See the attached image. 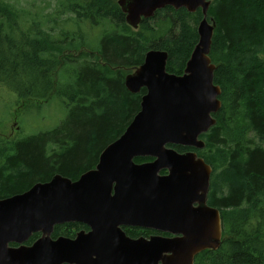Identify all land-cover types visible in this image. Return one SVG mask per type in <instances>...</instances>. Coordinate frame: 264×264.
Listing matches in <instances>:
<instances>
[{"label":"trees","instance_id":"trees-1","mask_svg":"<svg viewBox=\"0 0 264 264\" xmlns=\"http://www.w3.org/2000/svg\"><path fill=\"white\" fill-rule=\"evenodd\" d=\"M57 1L54 14L42 19L26 18L0 0V83L16 94L19 106L62 98L68 110L54 131L17 141L0 137V199L57 175L77 181L95 169L102 152L140 112L147 93H130L126 77L151 50L167 52V71L181 76L199 42L201 10L166 7L134 30L118 0ZM209 18L217 25L210 58L222 108L214 115L216 125L200 137L204 149L170 146L196 152L213 170L208 204L221 212L223 243L199 254L195 264H264V0H215ZM73 21L100 29L98 50L67 54L88 46L81 27L62 26ZM50 24L61 26L57 35ZM82 230L89 229L69 223L57 226L53 237L75 238ZM124 230L132 238L146 235Z\"/></svg>","mask_w":264,"mask_h":264},{"label":"water","instance_id":"water-1","mask_svg":"<svg viewBox=\"0 0 264 264\" xmlns=\"http://www.w3.org/2000/svg\"><path fill=\"white\" fill-rule=\"evenodd\" d=\"M213 1L118 0L134 30L166 7L201 10L199 42L181 76L167 71V52L151 50L126 77L130 93H147L140 112L102 152L95 169L77 181L57 175L0 199V264H195L199 254L221 247L222 215L208 204L212 168L196 152L170 148L204 149L200 137L216 125L214 115L222 108L210 58L217 27L209 18ZM136 158L152 161L136 163ZM69 223L89 230L75 238L53 237L57 226ZM124 228L172 237L135 239ZM35 234L41 236L27 245Z\"/></svg>","mask_w":264,"mask_h":264},{"label":"rangeland","instance_id":"rangeland-1","mask_svg":"<svg viewBox=\"0 0 264 264\" xmlns=\"http://www.w3.org/2000/svg\"><path fill=\"white\" fill-rule=\"evenodd\" d=\"M13 4L20 11H24L26 18L39 16L42 19L51 17L58 6L57 0H5ZM30 14V15H29ZM61 19V18H60ZM42 21V20H41ZM59 21V20H57ZM62 24V23H61ZM64 28L76 30L81 27L87 34V48L80 51L68 52L69 55H79L91 53L100 48L101 31L100 29H89L86 24H79L77 21L64 23ZM48 27H55L53 34L57 35L61 26L50 24ZM64 82V81H62ZM52 100V99H51ZM50 100V101H51ZM62 98H54L51 102H26L17 105L16 94L7 86L0 83V137L12 141L54 131L61 127L67 118L68 110L62 103Z\"/></svg>","mask_w":264,"mask_h":264},{"label":"flooded vegetation","instance_id":"flooded-vegetation-1","mask_svg":"<svg viewBox=\"0 0 264 264\" xmlns=\"http://www.w3.org/2000/svg\"><path fill=\"white\" fill-rule=\"evenodd\" d=\"M186 152H190V151H186ZM185 152V153H186ZM152 161V160H151ZM145 162H149V161H145ZM144 163V162H143ZM163 175H166L167 174V171H163L162 172ZM197 206V205H196ZM126 229V228H124ZM131 229H139L142 233H146V235H141V236H138L136 238H139V237H145V238H149L150 236H153V235H161V236H164V237H172V235L170 234H163V233H159V232H156V231H152V230H145V229H141V228H131ZM125 231V230H124ZM127 234V233H126ZM130 237V236H129ZM132 238V237H131ZM135 238V239H136Z\"/></svg>","mask_w":264,"mask_h":264},{"label":"bare ground","instance_id":"bare-ground-1","mask_svg":"<svg viewBox=\"0 0 264 264\" xmlns=\"http://www.w3.org/2000/svg\"><path fill=\"white\" fill-rule=\"evenodd\" d=\"M195 49V48H194ZM194 52V51H193ZM192 56V55H191ZM222 91V90H221ZM224 230V229H223ZM208 251V250H207Z\"/></svg>","mask_w":264,"mask_h":264}]
</instances>
